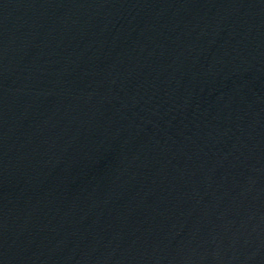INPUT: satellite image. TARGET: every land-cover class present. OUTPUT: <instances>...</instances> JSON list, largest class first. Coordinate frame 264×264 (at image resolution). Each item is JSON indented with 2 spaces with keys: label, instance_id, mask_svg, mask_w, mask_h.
I'll return each instance as SVG.
<instances>
[{
  "label": "water",
  "instance_id": "1",
  "mask_svg": "<svg viewBox=\"0 0 264 264\" xmlns=\"http://www.w3.org/2000/svg\"><path fill=\"white\" fill-rule=\"evenodd\" d=\"M0 264H264V0H0Z\"/></svg>",
  "mask_w": 264,
  "mask_h": 264
}]
</instances>
